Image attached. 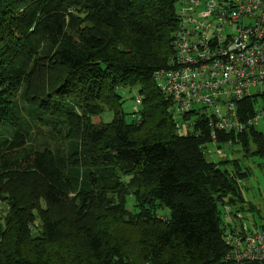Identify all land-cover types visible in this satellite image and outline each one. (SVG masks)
Masks as SVG:
<instances>
[{
  "label": "trees",
  "instance_id": "trees-1",
  "mask_svg": "<svg viewBox=\"0 0 264 264\" xmlns=\"http://www.w3.org/2000/svg\"><path fill=\"white\" fill-rule=\"evenodd\" d=\"M175 2L0 0V264L223 263L222 208L244 202L249 171L211 160L205 114L179 117L156 85ZM236 140L264 157L257 126L215 144Z\"/></svg>",
  "mask_w": 264,
  "mask_h": 264
},
{
  "label": "built area",
  "instance_id": "built-area-1",
  "mask_svg": "<svg viewBox=\"0 0 264 264\" xmlns=\"http://www.w3.org/2000/svg\"><path fill=\"white\" fill-rule=\"evenodd\" d=\"M175 5L179 28L171 66L154 74L175 113H204L212 143L218 132L239 135L264 124V0H176ZM175 124L183 129L193 119ZM225 241L222 264H264V226L230 228Z\"/></svg>",
  "mask_w": 264,
  "mask_h": 264
},
{
  "label": "rangeland",
  "instance_id": "rangeland-1",
  "mask_svg": "<svg viewBox=\"0 0 264 264\" xmlns=\"http://www.w3.org/2000/svg\"><path fill=\"white\" fill-rule=\"evenodd\" d=\"M136 94L135 89L132 91H122L124 98L122 108L125 111L124 116L127 122L135 119H137L136 122H138L139 120L138 113L136 112L139 108V104L135 100ZM134 112L136 113L134 114ZM111 117V114L103 113L101 115V120L108 122ZM190 118H185V120L188 121ZM94 121L97 123L99 118H94ZM257 130L264 133V124L258 125ZM220 146L221 148L217 146V144L209 142L211 151L213 152L216 150L215 154L210 157L211 160L218 162L226 158L230 160L235 159L239 163L242 170L249 171V176L241 180L239 183L242 187L244 202L240 203L238 201L240 198H235L237 201H234V206L224 205L222 208L224 214L223 221L226 228L225 232L227 233L230 228L242 229L243 224L246 225L248 230H252L257 226H264V157L253 154V150L256 147L252 142H250L247 149L238 140L234 143L221 144ZM226 167L229 170L232 169L231 165H226ZM70 196L72 197V195ZM226 199H229V197H226ZM241 205L242 208L240 207ZM126 206L129 211L132 213L135 212L136 208L133 196L127 195ZM226 208H228L229 211H226ZM157 213L158 215L165 217L169 214V210L167 208H163L159 209ZM34 226L37 228L38 222H35Z\"/></svg>",
  "mask_w": 264,
  "mask_h": 264
}]
</instances>
